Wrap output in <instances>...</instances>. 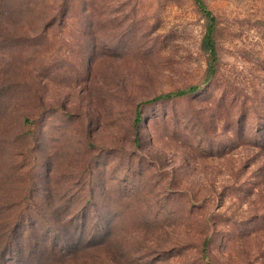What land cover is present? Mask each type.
Listing matches in <instances>:
<instances>
[{
  "label": "rangeland",
  "instance_id": "374dc122",
  "mask_svg": "<svg viewBox=\"0 0 264 264\" xmlns=\"http://www.w3.org/2000/svg\"><path fill=\"white\" fill-rule=\"evenodd\" d=\"M205 1L211 77L195 0H0V264H264V0Z\"/></svg>",
  "mask_w": 264,
  "mask_h": 264
},
{
  "label": "trees",
  "instance_id": "16d2710c",
  "mask_svg": "<svg viewBox=\"0 0 264 264\" xmlns=\"http://www.w3.org/2000/svg\"><path fill=\"white\" fill-rule=\"evenodd\" d=\"M200 12L206 20V29L202 39V48L209 54L210 57V65L208 69L209 77L213 76L215 73V62L218 59V51L216 45L215 31L217 29V16L214 14L213 10L208 6L205 0H195ZM199 89V85H191L187 88L180 89L177 91L168 92L165 94H160L154 98V100L168 98L176 95H182L189 92H193ZM137 119L141 121L142 117L140 112H137Z\"/></svg>",
  "mask_w": 264,
  "mask_h": 264
}]
</instances>
